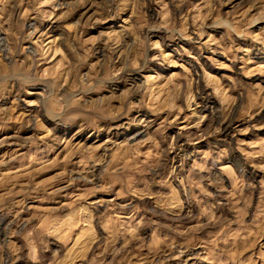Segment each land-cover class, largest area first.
Segmentation results:
<instances>
[{
  "label": "rangeland",
  "instance_id": "rangeland-1",
  "mask_svg": "<svg viewBox=\"0 0 264 264\" xmlns=\"http://www.w3.org/2000/svg\"><path fill=\"white\" fill-rule=\"evenodd\" d=\"M0 264H264V0H0Z\"/></svg>",
  "mask_w": 264,
  "mask_h": 264
},
{
  "label": "bare ground",
  "instance_id": "bare-ground-1",
  "mask_svg": "<svg viewBox=\"0 0 264 264\" xmlns=\"http://www.w3.org/2000/svg\"><path fill=\"white\" fill-rule=\"evenodd\" d=\"M0 47H1V42H0Z\"/></svg>",
  "mask_w": 264,
  "mask_h": 264
}]
</instances>
